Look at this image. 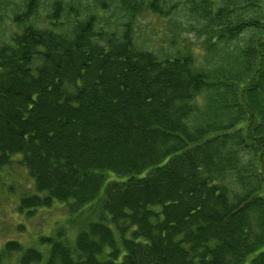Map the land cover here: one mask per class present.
Here are the masks:
<instances>
[{"label": "trees", "instance_id": "obj_1", "mask_svg": "<svg viewBox=\"0 0 264 264\" xmlns=\"http://www.w3.org/2000/svg\"><path fill=\"white\" fill-rule=\"evenodd\" d=\"M171 2L0 0V168L76 233L0 264H264V0H192L202 58L140 41Z\"/></svg>", "mask_w": 264, "mask_h": 264}, {"label": "rangeland", "instance_id": "obj_2", "mask_svg": "<svg viewBox=\"0 0 264 264\" xmlns=\"http://www.w3.org/2000/svg\"><path fill=\"white\" fill-rule=\"evenodd\" d=\"M171 1L174 9L170 16L144 13L140 17L137 32L140 41L161 56L172 53L176 47L189 46L196 58H202L204 36H199L196 29L200 26L192 19V0ZM41 13H44L43 9ZM11 30L12 27L7 24L0 26V42L7 39ZM31 193H34V182L27 169L17 162L0 168V250L7 242L14 240L26 247L35 246L47 252L50 246L41 243L40 237L54 236L61 229H64L69 239L75 238L76 233L69 225L67 211L62 203L56 202L31 214L20 212V199ZM3 264H20L18 255L4 259Z\"/></svg>", "mask_w": 264, "mask_h": 264}]
</instances>
